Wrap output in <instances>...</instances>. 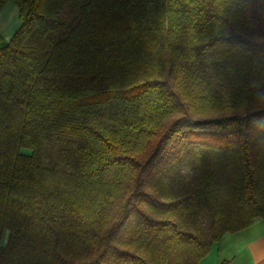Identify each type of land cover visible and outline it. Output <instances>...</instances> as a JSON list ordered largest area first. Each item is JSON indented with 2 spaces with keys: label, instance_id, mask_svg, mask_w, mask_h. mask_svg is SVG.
<instances>
[{
  "label": "trees",
  "instance_id": "trees-1",
  "mask_svg": "<svg viewBox=\"0 0 264 264\" xmlns=\"http://www.w3.org/2000/svg\"><path fill=\"white\" fill-rule=\"evenodd\" d=\"M13 1L0 264H199L264 217V0Z\"/></svg>",
  "mask_w": 264,
  "mask_h": 264
},
{
  "label": "crops",
  "instance_id": "crops-1",
  "mask_svg": "<svg viewBox=\"0 0 264 264\" xmlns=\"http://www.w3.org/2000/svg\"><path fill=\"white\" fill-rule=\"evenodd\" d=\"M17 15L19 9L11 0L0 9V47L18 29ZM199 264H264V217L244 230L225 234Z\"/></svg>",
  "mask_w": 264,
  "mask_h": 264
},
{
  "label": "rangeland",
  "instance_id": "rangeland-1",
  "mask_svg": "<svg viewBox=\"0 0 264 264\" xmlns=\"http://www.w3.org/2000/svg\"><path fill=\"white\" fill-rule=\"evenodd\" d=\"M13 1V0H11ZM14 2V1H13ZM61 17H65V18H69V20L71 21V23H74L76 22V17L75 15L71 12V10L69 8L65 9L63 12L60 13ZM20 22V19H19V15H17V23L16 25H18ZM14 31V30H13ZM13 33V32H12ZM14 34H12L11 38H9V40L12 39ZM8 40V42H9ZM7 237H8V232L7 231H4V235H3V238H2V244H6L7 242Z\"/></svg>",
  "mask_w": 264,
  "mask_h": 264
}]
</instances>
